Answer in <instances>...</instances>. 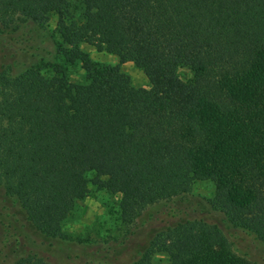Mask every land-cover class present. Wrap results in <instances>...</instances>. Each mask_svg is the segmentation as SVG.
<instances>
[{"label": "trees", "instance_id": "trees-1", "mask_svg": "<svg viewBox=\"0 0 264 264\" xmlns=\"http://www.w3.org/2000/svg\"><path fill=\"white\" fill-rule=\"evenodd\" d=\"M52 15L56 63L0 70V186L21 221L0 208V264H99L92 244L62 231L91 186L119 194L130 222L209 180L212 208L264 242V0H0V31ZM126 61L149 88L131 84ZM75 66L85 82L70 79ZM156 248L168 264H254L203 220L158 232L132 264Z\"/></svg>", "mask_w": 264, "mask_h": 264}, {"label": "rangeland", "instance_id": "rangeland-1", "mask_svg": "<svg viewBox=\"0 0 264 264\" xmlns=\"http://www.w3.org/2000/svg\"><path fill=\"white\" fill-rule=\"evenodd\" d=\"M17 21V29L0 31V70L10 67L13 75L32 67L48 71L58 59L56 15H52L44 24L25 18ZM80 48L99 63H119L117 55L97 50L91 44L81 43ZM120 69L129 76L132 85L150 87V75L132 61L121 63ZM178 73L183 79L191 76L186 67H180ZM69 75L74 81L86 80L79 66L70 68ZM213 195L214 185L211 181L197 180L189 192L149 204L132 221L124 222L120 219L118 210L120 195L91 186L89 195L77 201L74 211L64 222L62 231L72 240L92 244L93 250L98 251L94 252V256L99 264H132L138 257V252L144 251L149 240L158 232L177 221L203 220L222 230L233 252L254 264H264V242L254 233L231 224L222 212L214 210L210 203ZM12 200L14 198L7 195L4 187L0 186V208L12 214L9 216L10 221L20 225L18 213H12ZM12 233L11 229L3 230V240L10 239ZM0 248L1 251L4 250L2 245ZM109 256H112L110 263L107 262ZM169 261L167 252L158 248L143 258V264H168Z\"/></svg>", "mask_w": 264, "mask_h": 264}]
</instances>
